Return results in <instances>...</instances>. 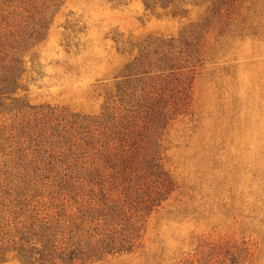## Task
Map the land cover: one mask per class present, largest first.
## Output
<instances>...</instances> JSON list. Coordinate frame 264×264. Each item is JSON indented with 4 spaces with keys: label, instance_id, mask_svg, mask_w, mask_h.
<instances>
[{
    "label": "rangeland",
    "instance_id": "rangeland-1",
    "mask_svg": "<svg viewBox=\"0 0 264 264\" xmlns=\"http://www.w3.org/2000/svg\"><path fill=\"white\" fill-rule=\"evenodd\" d=\"M4 54L0 264H264V0H0Z\"/></svg>",
    "mask_w": 264,
    "mask_h": 264
},
{
    "label": "trees",
    "instance_id": "trees-1",
    "mask_svg": "<svg viewBox=\"0 0 264 264\" xmlns=\"http://www.w3.org/2000/svg\"><path fill=\"white\" fill-rule=\"evenodd\" d=\"M22 72L21 60L17 55H13L8 58L7 54L0 57V114L8 113L17 116L22 110L31 108L20 97H16L14 94L18 89V79ZM2 129H0V151L3 148ZM27 248L21 250V257L30 262L39 261V264L52 263L54 258H60L62 261L71 262L77 257L90 256L88 252H80L79 249H67L60 250V247H56L53 243L52 237L42 238L40 241V248H36L34 245H29V239H25ZM108 248V247H105ZM109 250L112 248L109 247ZM35 251V252H34ZM67 251L66 253H64ZM34 253L38 255L35 258Z\"/></svg>",
    "mask_w": 264,
    "mask_h": 264
}]
</instances>
